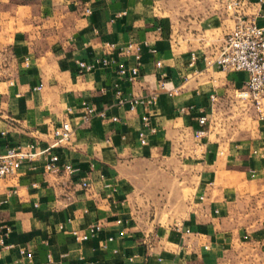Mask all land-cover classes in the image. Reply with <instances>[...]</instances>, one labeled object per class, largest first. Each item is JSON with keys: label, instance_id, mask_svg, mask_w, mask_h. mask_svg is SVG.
Listing matches in <instances>:
<instances>
[{"label": "crops", "instance_id": "0c3cea01", "mask_svg": "<svg viewBox=\"0 0 264 264\" xmlns=\"http://www.w3.org/2000/svg\"><path fill=\"white\" fill-rule=\"evenodd\" d=\"M226 2L0 0V152L43 147L62 120L73 127L56 149L71 173L45 171L38 152L0 176V264H264V118L237 95L245 71L207 62L234 23ZM127 41L139 46L133 81L116 72L134 62L119 49ZM100 55L111 62L78 72L77 60ZM115 85L124 98L155 92V103L128 109ZM158 157L189 173L165 215L149 211L134 179L137 162ZM94 224L84 239L72 233Z\"/></svg>", "mask_w": 264, "mask_h": 264}, {"label": "built area", "instance_id": "2783aa9c", "mask_svg": "<svg viewBox=\"0 0 264 264\" xmlns=\"http://www.w3.org/2000/svg\"><path fill=\"white\" fill-rule=\"evenodd\" d=\"M263 4L255 13H246L242 11V6L248 3V0H227L226 6L234 9V23L232 27L226 32L223 41L217 49L214 57L207 60L208 63H213L215 67L221 71H236L242 70L246 73L244 83L237 91L240 98L248 99L251 101L256 114L259 118H264V20L258 23L257 16L264 19V0H256ZM85 12H89L87 7L84 8ZM107 47L112 48L114 43H106ZM119 49L123 52H131L134 62L126 66L123 62H117L116 72L119 75H124L129 81H133L138 75L139 65V46L133 41H127L125 44L120 45ZM154 50V49H152ZM27 58L25 57L24 60ZM26 62V61H25ZM111 62V59L105 55L95 57L91 62L77 60L78 72L89 70L95 64L106 65ZM155 66L160 65V60L154 61ZM161 86V84H160ZM36 86L35 88H38ZM116 87V85H115ZM120 89L118 87L114 90V95L117 102H126L128 109H133L137 105H141L147 111L149 106L155 103L156 94L151 92L148 96L143 97L140 95H131L127 98L120 96ZM211 98L213 97L210 95ZM93 113L92 107H85L83 118H87ZM99 116H104L105 111L99 110L96 112ZM110 119L115 120L117 117L111 115ZM142 125L147 124V113L142 114ZM205 115L197 117L198 127L195 129V136H199L204 132L202 125L206 122ZM153 130L152 127H149ZM73 134V127L68 120H62L58 125L53 126L49 132V140L46 144L39 148L37 141H27L25 143H18L16 145L7 147L4 151L0 152V176H5L13 173L25 160H30L35 157L38 152H44L43 169L45 171H54L61 168L66 173L73 171V166L69 162H60L57 148L69 143ZM139 140L144 142V133L142 130L138 132ZM82 186H86L87 182L80 181ZM97 225H89L87 233H78L72 230L75 238L84 239L88 233H93ZM187 230V229H186ZM0 243H2V236H0ZM19 253L30 261L31 251L27 248L20 247ZM86 264H95L93 261H88Z\"/></svg>", "mask_w": 264, "mask_h": 264}, {"label": "rangeland", "instance_id": "374dc122", "mask_svg": "<svg viewBox=\"0 0 264 264\" xmlns=\"http://www.w3.org/2000/svg\"><path fill=\"white\" fill-rule=\"evenodd\" d=\"M232 126L229 124L227 130L224 131L231 134L235 130L230 129ZM136 169L134 179L138 184L137 188L149 194L153 200V203H150L149 211L154 215L162 213L165 215L164 212L168 211L167 208L171 199H173L172 203L175 201L173 191L176 188L175 184L179 179L188 178V171L180 169L175 160L164 157L139 161L136 164Z\"/></svg>", "mask_w": 264, "mask_h": 264}]
</instances>
